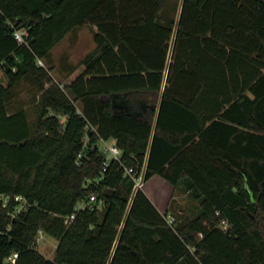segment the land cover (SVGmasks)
Instances as JSON below:
<instances>
[{"label":"trees","instance_id":"trees-1","mask_svg":"<svg viewBox=\"0 0 264 264\" xmlns=\"http://www.w3.org/2000/svg\"><path fill=\"white\" fill-rule=\"evenodd\" d=\"M165 7L0 0V264H264V0H182L176 20ZM87 24L95 48L57 81L44 59ZM99 137L121 160L105 165ZM123 164L189 213L163 214ZM16 195L30 206L13 216ZM40 231L58 241L50 258Z\"/></svg>","mask_w":264,"mask_h":264},{"label":"rangeland","instance_id":"rangeland-1","mask_svg":"<svg viewBox=\"0 0 264 264\" xmlns=\"http://www.w3.org/2000/svg\"><path fill=\"white\" fill-rule=\"evenodd\" d=\"M182 0H166L164 15L169 20L177 19L180 12ZM95 27L91 24L73 30L65 39L58 43L53 51L52 58L54 63L53 75L59 80L60 73L69 65L78 63L87 53L93 50L96 46L94 41ZM45 65H48V59H44ZM64 75V74H63ZM0 77L4 78L3 72L0 70ZM151 201L164 214L172 211L175 216L180 214L181 210H186L189 213L193 202L190 198L175 189L171 184L161 177H154L147 181L143 186ZM58 241L52 237L45 235L43 243L38 246V250L46 257L53 256Z\"/></svg>","mask_w":264,"mask_h":264},{"label":"built area","instance_id":"built-area-1","mask_svg":"<svg viewBox=\"0 0 264 264\" xmlns=\"http://www.w3.org/2000/svg\"><path fill=\"white\" fill-rule=\"evenodd\" d=\"M14 37L16 38V40L19 43H25V42H27V39H28V31L25 29H16L14 32ZM39 64L44 65V62L42 60H39ZM87 128H88V131L91 130L99 136V134L97 133V131L94 127L87 126ZM90 142H91L90 135L86 134L84 137L85 146L89 145ZM94 145L99 148V151L102 154L105 155V158H106L105 165L106 166L109 165V163L112 160H121L122 150L118 147L116 140H111V139L106 140L102 137H99V139L94 143ZM123 166L125 168L126 174L133 179L135 190L143 189V186L146 183V181H145V169L140 171V172H137L134 167H128L124 164H123ZM104 170H105V168H104ZM100 180H101V178H98L97 180H95V183L98 184L100 182ZM91 183H92V181H88V185ZM1 198L3 199V203L6 206L8 205V203L11 199V197L7 196V195H1ZM98 199H99L98 195L96 193L92 192L87 199L80 201L76 205L74 212L65 218V222L67 224L72 222L76 217L77 211L82 210V209H86V208H93L95 206V204H98L97 203ZM14 200L17 202V205H16L15 209L13 211H11L13 216L18 215L23 210H27L30 206V203L22 195L14 196ZM166 219H167L169 224L175 223V217L172 214H167ZM221 226L226 229L229 226V223L227 222V220H223L221 223ZM1 233H2V231L0 228V234ZM44 239H45V234L42 231H40L37 238H36V243H35V246L37 249H38V246L41 243H43ZM16 256H17V254L14 253L13 255H11L6 260L8 262H14Z\"/></svg>","mask_w":264,"mask_h":264},{"label":"crops","instance_id":"crops-1","mask_svg":"<svg viewBox=\"0 0 264 264\" xmlns=\"http://www.w3.org/2000/svg\"><path fill=\"white\" fill-rule=\"evenodd\" d=\"M70 33H71V32H70ZM70 33H69V34H70ZM69 34H68V35H69ZM68 35H67V36H68ZM67 36H66V37H67ZM66 37H65V38H66ZM65 38H64V39H65ZM62 40H63V39H62ZM62 40H61V41H62ZM61 41H60V42H61ZM60 42H59V43H60ZM53 49H54V48H53ZM52 51H53V50H52ZM52 51H51V56H50V58H47V59H48L49 65L54 67L53 58H52ZM83 58H84V57H83ZM83 58H82V59H83ZM82 59H81L78 63H76V64H74V65H69V66H67L66 69L63 71L64 73H60L62 79L60 78V79L58 80V79L52 74L55 68H54L53 71L51 72L52 76H53L57 81H61V80H63V79H66V77L68 76V74H70V72L72 71V69H73L74 67H76V66L82 61ZM63 74H64V75H63ZM111 140H115V139H111ZM155 177H156V176H155ZM153 178H154V177H153ZM151 179H152V178H151Z\"/></svg>","mask_w":264,"mask_h":264}]
</instances>
